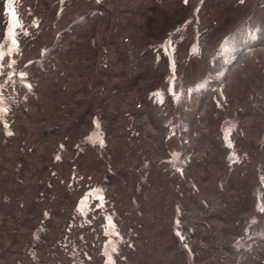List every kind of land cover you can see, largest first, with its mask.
Wrapping results in <instances>:
<instances>
[{"label":"rangeland","instance_id":"374dc122","mask_svg":"<svg viewBox=\"0 0 264 264\" xmlns=\"http://www.w3.org/2000/svg\"><path fill=\"white\" fill-rule=\"evenodd\" d=\"M31 1H36V0H31ZM123 8V13L120 12L118 9V6L113 7H108L109 8V13L111 15L114 14L115 19L113 21V24L110 26L111 27V33H114L116 31V28L118 25L123 24V23H130L129 27V40L128 43V49L131 55H129V58H131L137 51H139L141 48L147 47V43L149 42L150 39L154 38L153 32L160 26V24L163 26H166V29L178 21H180V14H172V17L170 19L166 18L162 20L161 23V15L156 14L155 15V10L158 9L157 4L154 2V0H116ZM239 0H228V5H244V7L232 12L231 10L223 9L219 10V16L223 17H218V12L217 8L224 4V0H204V3L201 8V15L199 16L198 19H195L193 21H184L178 24L179 26V33H183L184 29L187 27L192 28V33L194 32L197 35V39L199 42V48H202L204 46L202 36L201 35H206L207 37L204 38L205 41V46L209 47L211 51L213 52L216 49V44L218 41L222 40L225 41L227 37L235 32L239 31L242 34H245L244 39L247 37V33L249 29L256 24H260L264 18V8L259 6V2L261 0H245L243 3H239ZM1 2L0 0V17L5 14V12L2 11L1 8ZM39 1L37 0L35 3H38ZM160 3H164L165 0H159ZM177 2V3H176ZM198 0H190L188 4L182 3V0H166L165 7L164 9L169 12H174L175 8L177 6L183 7L184 8V13L183 15L188 16L190 14L191 17H194L195 14L192 10V7H194L197 4ZM51 4L44 5L43 3L41 4L42 10L41 14H50L48 11V7H50ZM92 7V5H90ZM104 6V5H102ZM136 6V7H135ZM147 7V10H149L148 13H145L142 18L141 16L139 17V20L135 19L136 14L134 11H139V9H143L142 7ZM225 6V4H224ZM178 12V11H177ZM232 12V13H231ZM231 13V14H230ZM230 14V15H229ZM71 15H67L66 18H70ZM248 18L254 22H249ZM214 22V23H213ZM142 24V27H139V25ZM51 26L55 29L56 25L51 24ZM264 27V23L261 25ZM161 28V27H160ZM162 30V28H161ZM225 34L222 36L221 34ZM143 33L142 35H140ZM44 34V33H43ZM135 34H137L138 41L135 39ZM54 32L51 34V37H53ZM82 35H88V30L86 32H83ZM191 36V33L189 34ZM221 36V38H220ZM128 38L125 37V40ZM158 38L157 40H159ZM42 47V46H40ZM72 47L75 48V51L77 54H80L83 52L82 49V42L74 40L72 43ZM205 50V47H204ZM259 52L258 49H255V51L252 54L253 58H256L257 53ZM93 53V48H90V56L88 58L87 63L81 64L76 63V67L81 69L82 72L87 71L91 75H96L100 76L101 71L99 70V67L96 62H92L91 56ZM149 54L151 55V63L155 66L154 69H157L158 71L156 72L154 78H153V85L150 87L148 90V85H144L141 81L139 80H134L132 81L129 76H126L124 78L116 79V80H108L107 78L101 77L100 84L104 81L107 82V84L110 85H115L116 83L122 84L120 87H108L104 90V92L101 94L99 93L98 97H95L91 101H89V97L92 96L94 92H100V86L99 87H92L90 79H87L85 82V85L74 82L70 85L69 89L62 91V86L65 84L66 79L64 82L58 84L55 87V90H61L58 93V103L53 102L54 98V84H46L45 89H44V99L42 100H36L35 105H31L28 107L27 110H24L22 112L23 116V121L20 120V122L17 124V132L18 135L16 137L15 141V146H19L23 140H26V143H28L29 146L34 147V149L38 150L39 154V165L45 164L48 161L49 158V152L47 150V146L42 144L40 146V143L38 142V134L39 133H44L46 129L51 128L57 122L70 110L73 109L72 116L69 120H67L68 123H75L76 125L78 124L79 121L82 122V124L79 126L83 131L86 126L90 123V118L94 114V111H96L95 106L96 103L99 102L98 107H100L99 115L102 117L104 124L108 122L109 119H107V114H113L115 116V113L113 111H107L105 109L106 105H113L116 110L117 114L120 116V118L117 121H114L115 126L118 124V122L126 123V124H134L135 120H140V124L137 125L142 129V134L143 138L141 139L140 142V147L135 149L134 145L133 147L131 146V149L128 151V155L126 157V163L127 164H132L134 162L132 152H137L138 155H143L145 153V149L147 150V153L149 152V148L151 150H156L159 149L160 147L158 146H150L149 144L151 143L153 139V128L155 126L156 118L154 117L155 115H159V111L153 110V108L150 106V98L146 99L147 97H144L145 93H148L149 91L153 89H158L159 87H162L164 85V81L167 79V71L168 68L165 69V66L161 65L160 66V59L163 57V54L161 52L158 53H153L149 51ZM171 57L173 58L174 66L175 69L178 73L179 79L183 81V84L185 87H188L191 85L190 81L195 82L199 78L205 76L208 72V67H207V61L208 59L203 56L200 53V57L195 60V61H188L186 57L184 58H179L178 56L175 55L174 51V44H171ZM158 64V65H157ZM264 64V63H263ZM120 65V64H119ZM145 69H144V76L143 82H147L150 85L152 79H151V73H150V67L147 63V61L144 62ZM55 67L54 63L50 61L49 67ZM130 67V66H129ZM164 71L161 73V70ZM253 71V73H257L259 71L264 73V65L260 67L256 62H254L253 65L251 66H246L243 67L239 70V73L241 75H245L248 72ZM127 74V71H125V74ZM40 87V86H39ZM116 88L118 91V98H117V103L114 102L113 98L110 102L107 101V98L112 94V89ZM124 90L123 92H121ZM137 90V92H136ZM236 90V87H234L232 91L233 97L231 99H226L225 106L228 108V111L230 108L239 109L238 104H243L244 106L249 105L250 103H259V106H264V85H257L252 91L249 89L244 90V95H240L237 93H234ZM138 93V94H137ZM78 94V95H76ZM107 94L106 100L104 103L100 104V99L104 98V95ZM252 94H254L257 97H254L253 102L251 100ZM76 95V97H75ZM247 95L248 98H245L244 96ZM79 96L82 97V99L79 100ZM52 100V102H49L48 99ZM231 101H233L231 105ZM140 104V108H143V115L139 119H130L129 117H124L123 114L126 113V110L128 109H134L136 112H141L140 108H136V106ZM86 106V109L84 113L86 114H80L77 118H75V114L77 113L78 109ZM97 107V108H98ZM210 113H213L209 117V121L217 122L221 116L228 115V112L223 113L222 115L216 117V112L215 111H210L209 109H205ZM204 110V111H205ZM233 110V111H234ZM203 111V114H204ZM139 115V114H138ZM163 121L167 120L168 116H164V112H161V115H159ZM191 113H188V118H190ZM215 117V118H214ZM213 119V120H212ZM212 124V122H211ZM211 124L207 125L204 129L207 130ZM131 126V125H129ZM135 126L134 128H136ZM263 126V125H261ZM261 126H257L255 129V125L252 123V127L258 131L261 129ZM114 127V125H113ZM125 128V127H124ZM211 129V128H210ZM209 130V129H208ZM33 134L31 137H27V134ZM23 135L25 136V139L23 138ZM163 132H157L156 137L164 140ZM52 139L57 140L58 139V134L50 137V138H43L42 140L45 142H51ZM201 149V147H200ZM199 149V150H200ZM30 152V149H24V152H4L3 150H0V156L5 159V164H1L0 166H5L8 168V171L5 173L0 171V183L3 180H10L13 181L15 177L18 175L14 170H13V165L17 161H21L23 163L28 162L26 156L27 153ZM33 158H36V155H33ZM24 160V161H23ZM3 189L1 190V192ZM30 197L26 195L23 197L22 201L19 203L20 205V210L17 211V219L12 220L10 217L4 218V224L2 226V230H4L7 233L10 232H18L16 228V222H18L20 219V216L23 214L24 210L22 211V207L24 204H26L29 201ZM64 200V195L61 193H57L52 196L50 200V204L52 208H58L62 201ZM30 202L27 203V207L29 208ZM26 208V207H25ZM24 208V209H25ZM63 208V207H62ZM62 210V209H61ZM3 210H0V217L4 216ZM17 226H19V223H17ZM22 226V225H20ZM17 237H15L16 239ZM2 242L5 244L7 243V237H3L1 239Z\"/></svg>","mask_w":264,"mask_h":264},{"label":"bare ground","instance_id":"6f19581e","mask_svg":"<svg viewBox=\"0 0 264 264\" xmlns=\"http://www.w3.org/2000/svg\"><path fill=\"white\" fill-rule=\"evenodd\" d=\"M262 20L263 21L260 23L261 25L264 23V18ZM224 34H225V32L223 34H221V35L223 36ZM51 68H53V67L51 66ZM148 93H145L144 96L146 94H148ZM106 96H107V94L104 95L103 99H100V104L105 102ZM254 96L255 95L252 94V98ZM244 97L248 98L247 95H245ZM252 98H251V100H252ZM98 105H99V102L96 103V106H95L96 111H94V114H99L100 107H98ZM238 105H239V109H243V108L248 107V106L252 107L253 103H250L247 106H244L243 104H238ZM255 106L258 107V104H256ZM233 110H234V108H230L229 112H232ZM131 111L133 113L130 115L129 118L130 119H138V114L140 112L138 113L134 109H128V110H126V113L127 112L130 113ZM81 114H86V113L82 112ZM211 114H212V116L214 115L213 113H210L207 110H205L204 114H203V118H204L203 127L196 126V128L199 130V134L195 137V139H197L198 142L200 140H202V139H204L203 143H205V140L207 142V146L200 144L198 146V150L201 147V149L199 151H201L203 149L205 151V153L204 154L201 153L200 155L197 156V158L195 160V165L191 166L189 168V170L185 174V177H186V175L188 173L192 174L193 171H198V169L202 170L208 176V174L213 172V171H208V169H207V165H209L211 163V162H209V160H212V161L215 160L219 164L217 169L219 168V172H220L219 176H221L220 180H214V184L217 186V189L218 188L221 189L218 192L217 195L221 196V198L229 199L230 196H232V195L236 196L237 195L232 189H230V187H232V185L235 182H239L240 183L242 178L246 179L247 176H248V172L249 171H251L250 177H252L255 181L257 180V177H256V174L253 172V170L250 167L245 166L244 164L242 166L232 170V171L228 170V168L226 167L225 161L222 160L223 152L220 149H218L216 137L212 134V129L226 115L223 114L221 116V118H219V120L217 122H214V120L212 119L213 121H211L212 122V124H211L210 121H209L210 120L209 117H210ZM228 115H229V113H228ZM106 117L109 120L104 125H105V128L108 130V129L112 128L113 125H114V116H113V114L108 113ZM191 118H192V114H191L190 118H188V119H191ZM209 124H211V126L208 128L209 130L208 129L205 130L204 129V125H205V127H207V125H209ZM239 124L243 128H240V130L237 132V137L233 138L232 141L237 144V146L239 147V149L241 151L256 154L258 149L264 148L263 145H262V140H260L261 133H262V128L259 129L258 131H256L252 127V123H251V119L250 118L245 119V123L242 120H240ZM89 125H90V123L88 124V126H86V128H84V131H86L88 129ZM126 127H129V125L125 126V128ZM138 128L142 131V129L140 127H138ZM247 133H251L252 134V138L249 139L248 142L246 141V138H247L246 134ZM164 134H165V136H164V138H165L167 136V134H166V132H163V135ZM23 138L25 139L24 135H23ZM141 139H142V137H139L133 143L135 149L140 147ZM57 140H59V135H58V139ZM181 140H184V137H182ZM168 143H169V150H172V147H173L174 144L172 142H168ZM133 145L131 144L132 147H133ZM149 151H152V150L149 148ZM144 154H147V150L146 149H145V153ZM154 162L156 164V167H159L157 161H154ZM257 162H259L260 164H264V160L259 158V157H257ZM135 174L137 175V171L135 172ZM227 181L231 182L232 185L230 187L226 185ZM132 189H133V183H129L128 190L126 192L120 193V195L118 197V203L120 204V207L123 210H127L128 209V202L126 201V198L131 194ZM246 202H248V200H246ZM218 215L221 216V217H225L226 216L223 213H219ZM129 220L132 222L134 220H138V217L137 216H131V217H129Z\"/></svg>","mask_w":264,"mask_h":264},{"label":"flooded vegetation","instance_id":"af4514ba","mask_svg":"<svg viewBox=\"0 0 264 264\" xmlns=\"http://www.w3.org/2000/svg\"><path fill=\"white\" fill-rule=\"evenodd\" d=\"M246 141L248 142L249 139L252 138V134L251 133H247L246 134ZM209 162H211L209 165H207V169L208 171H213L212 173L208 174V176L200 169H198V171L202 172L201 176H200V180H198V188H201L202 191L191 195V199H192V203H196L197 206L199 207L198 210L194 211V215L195 216H200V218L202 220H204L208 225L217 223L219 224L218 220L223 218L221 216H219V213H223L227 216L228 212L230 211V206H229V201L232 197H234L233 195L230 196L229 199L227 198H221V196H218V193H214L213 191L215 189H217V186L214 184V180H220L221 176L220 172H219V168L218 167V163L214 160H209ZM208 162V163H209ZM156 166V164H155ZM157 168V167H156ZM153 172V170H152ZM142 175V171L141 170H137V176L140 177ZM186 177H192L191 173H188L186 175ZM227 186H231V182L227 181L226 182ZM159 192H170L171 189L169 186H167V184L165 183H159L157 186ZM231 189V187H230ZM146 189H144L142 191L141 194V199H140V203H141V207L145 208L148 205V202H146V198H144V194H146L145 192ZM232 193V192H231ZM208 194L209 196L207 197L208 201H206L205 199V195ZM233 194V193H232ZM188 197L186 199H180L179 201L183 202L185 205L189 204L190 202L187 200ZM168 205V204H165ZM191 205L190 208H186L187 209V217L192 218V210H191ZM226 209H229V211H226ZM210 214V215H209ZM236 219H238L239 221H241L242 219L237 217V215L234 216ZM193 219V218H192ZM216 224V225H217ZM215 226V225H214ZM198 233V231H197Z\"/></svg>","mask_w":264,"mask_h":264},{"label":"snow or ice","instance_id":"6c2138e0","mask_svg":"<svg viewBox=\"0 0 264 264\" xmlns=\"http://www.w3.org/2000/svg\"><path fill=\"white\" fill-rule=\"evenodd\" d=\"M185 2H187V0H185Z\"/></svg>","mask_w":264,"mask_h":264}]
</instances>
